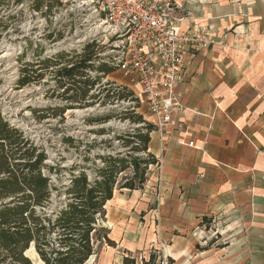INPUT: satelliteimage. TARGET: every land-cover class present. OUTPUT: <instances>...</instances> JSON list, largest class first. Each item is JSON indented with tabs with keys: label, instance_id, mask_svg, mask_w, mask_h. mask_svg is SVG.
I'll list each match as a JSON object with an SVG mask.
<instances>
[{
	"label": "crops",
	"instance_id": "0c3cea01",
	"mask_svg": "<svg viewBox=\"0 0 264 264\" xmlns=\"http://www.w3.org/2000/svg\"><path fill=\"white\" fill-rule=\"evenodd\" d=\"M176 3L178 31L204 28L214 43L184 57L182 111L161 143L150 135L158 167L105 205L115 247L101 264L152 250L173 264H264V0ZM138 113L151 123L145 103Z\"/></svg>",
	"mask_w": 264,
	"mask_h": 264
},
{
	"label": "trees",
	"instance_id": "16d2710c",
	"mask_svg": "<svg viewBox=\"0 0 264 264\" xmlns=\"http://www.w3.org/2000/svg\"><path fill=\"white\" fill-rule=\"evenodd\" d=\"M21 2L14 0L15 4ZM58 4L59 0H31L34 10L45 8L46 17ZM95 46V43H85L74 55L44 57L39 63L43 72L36 76L33 63L25 64L16 85L26 87L52 73L57 88L62 91L59 97L63 105L45 108L43 114L52 112L63 120L69 111L118 105L120 111L109 109L88 115L83 123L97 126L90 131L96 136L114 132L112 128L101 127L113 120L126 123L129 128L100 143L93 140L83 144L76 138L63 137L61 142L66 150L77 151L83 147L85 154L82 162L65 169L48 166L45 151L0 114V264H95L91 261L96 256L99 239L115 247L106 234L100 236L105 205L115 191L142 190L148 168L156 163L148 151L154 126L138 113L140 103L128 88L111 81L103 83L116 68L95 57ZM43 54L41 49L38 56ZM93 72L94 77L90 75ZM112 140L118 142V150L122 152L110 145ZM100 144H108L109 152L97 151ZM62 171L68 173L67 183L52 184L51 176L61 175ZM126 172L129 174L121 177ZM53 199H58L61 206L49 212L48 205ZM30 250L34 258L28 255ZM121 264L173 262L164 261L152 250L147 257L139 258L123 252Z\"/></svg>",
	"mask_w": 264,
	"mask_h": 264
},
{
	"label": "rangeland",
	"instance_id": "374dc122",
	"mask_svg": "<svg viewBox=\"0 0 264 264\" xmlns=\"http://www.w3.org/2000/svg\"><path fill=\"white\" fill-rule=\"evenodd\" d=\"M64 1L59 0V4L54 5L51 13L46 17L44 16L45 8L42 7L39 11L34 10L31 7V0H23L19 4H15L14 0H0V114L12 126L19 128L31 143L45 151L47 155L45 163L48 166L68 169L82 162L85 154L83 147L77 151L66 150L67 147L61 142L63 137L76 138L83 144L93 140L100 143L126 131L129 125L113 120L101 127L112 128L114 132L96 136L90 131L97 126H87L83 123V118L88 115H96L109 109L120 111L121 108L118 105L98 110L94 108L69 111L63 115V120L52 112L43 114L42 111L45 108H57L63 105L59 97L62 91L57 88L52 73L29 86L20 88L16 85L25 64L33 63L34 76H36L43 72L39 63L44 57L54 58V55L78 53L79 44L77 43L84 38V35L79 33L81 12L76 9V3L64 4ZM41 49L44 51L42 57L38 56ZM106 50L100 48V51ZM113 80L126 83L119 73L105 79V81L114 82ZM31 110L36 111V114H33ZM110 145L118 150V142L112 140ZM99 147L97 151L106 149L102 151L106 153L110 150L108 144H100ZM96 163L100 162L96 161ZM127 174L129 172L121 177ZM67 178L68 173L62 171L61 175L51 176L50 182L55 185H65ZM60 206L61 202L53 199L48 205V211H56ZM99 227L100 236L108 234L101 222ZM107 247L105 242L99 239L96 243V256L91 262L103 263L102 259L105 257ZM28 255L34 258L33 250L28 251ZM147 255L148 253H142L140 256L147 257ZM137 257L139 258V255Z\"/></svg>",
	"mask_w": 264,
	"mask_h": 264
},
{
	"label": "built area",
	"instance_id": "2783aa9c",
	"mask_svg": "<svg viewBox=\"0 0 264 264\" xmlns=\"http://www.w3.org/2000/svg\"><path fill=\"white\" fill-rule=\"evenodd\" d=\"M70 2L76 3L82 18L79 33L84 38L76 42L77 51L85 43L96 44L95 57L115 67L126 81V85L115 84L125 86L147 105L161 143L167 129L176 124L174 114L182 111L175 90L184 57L191 58L214 43L209 31L179 32L176 0H65L64 4Z\"/></svg>",
	"mask_w": 264,
	"mask_h": 264
}]
</instances>
